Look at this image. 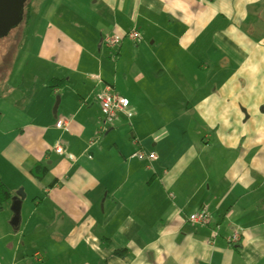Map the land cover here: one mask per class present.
<instances>
[{
  "label": "crops",
  "instance_id": "0c3cea01",
  "mask_svg": "<svg viewBox=\"0 0 264 264\" xmlns=\"http://www.w3.org/2000/svg\"><path fill=\"white\" fill-rule=\"evenodd\" d=\"M27 2L28 61L0 65V178L24 193L17 219L0 205V264H264V0ZM96 74L134 111L101 135Z\"/></svg>",
  "mask_w": 264,
  "mask_h": 264
},
{
  "label": "built area",
  "instance_id": "2783aa9c",
  "mask_svg": "<svg viewBox=\"0 0 264 264\" xmlns=\"http://www.w3.org/2000/svg\"><path fill=\"white\" fill-rule=\"evenodd\" d=\"M125 36L133 40L135 43L141 41V33L138 29L133 28L129 30L126 34H121L116 31L107 32L102 34L101 41L108 48L114 50L120 43L121 39ZM115 54L113 53V56ZM99 85L95 93V99L99 104L100 108V135L107 130L110 126L113 125L114 121L118 118L120 114L124 115L127 118L133 116L134 111L130 107L128 98L118 94L113 89V85L109 82L103 81L99 75L93 76ZM72 120V116L66 117H57L55 120V126L58 128H66L68 123ZM99 135V136H100ZM97 142V139H91L88 141V147H91ZM54 150L58 153L64 154L66 157L75 160V154L67 150L61 142H56L54 144ZM90 157V155L88 154ZM131 158H137L140 160H147L148 162L157 158V155L154 151H145L142 148L135 149L130 153ZM187 220L192 224H210L212 222L211 214L203 207L198 208L188 214ZM242 229L236 227L233 229L227 236L226 240L231 243H237L242 235ZM219 234V225L213 224L211 227V239L215 238ZM34 258L36 260H41V255L35 253Z\"/></svg>",
  "mask_w": 264,
  "mask_h": 264
},
{
  "label": "rangeland",
  "instance_id": "374dc122",
  "mask_svg": "<svg viewBox=\"0 0 264 264\" xmlns=\"http://www.w3.org/2000/svg\"><path fill=\"white\" fill-rule=\"evenodd\" d=\"M56 24V22H55ZM26 26H25V22H24V18L22 19L21 23L18 24L17 26L13 27L12 29H10V31L8 32L7 35L0 37V65H1V73H3L2 75L4 76L5 72L10 71V67L8 65H4L2 62V58H9V56L11 55V57H14L17 55L16 58V64L14 67L15 72L20 70H23L24 67V63L28 61V59H24V57H26L28 55V58L30 56V54L26 53L25 50L27 48H25L24 46H18V42L19 41H26V40H36L37 36L33 35V34H29L26 31ZM35 36V37H34ZM26 53V54H25ZM26 55V56H25ZM6 56V57H4ZM12 62V59L10 60V63ZM2 78H0L1 80ZM3 82V83H2ZM4 86L8 87L6 79L3 78L2 81H0V87Z\"/></svg>",
  "mask_w": 264,
  "mask_h": 264
},
{
  "label": "water",
  "instance_id": "95a60500",
  "mask_svg": "<svg viewBox=\"0 0 264 264\" xmlns=\"http://www.w3.org/2000/svg\"><path fill=\"white\" fill-rule=\"evenodd\" d=\"M26 0H0V37L8 34L10 29L17 26L23 18L24 4ZM59 102V95L56 96L52 113L56 115V108ZM24 196L22 190H18L11 196V209L13 219H17L20 208V198Z\"/></svg>",
  "mask_w": 264,
  "mask_h": 264
},
{
  "label": "trees",
  "instance_id": "16d2710c",
  "mask_svg": "<svg viewBox=\"0 0 264 264\" xmlns=\"http://www.w3.org/2000/svg\"><path fill=\"white\" fill-rule=\"evenodd\" d=\"M29 9H30V2H27L26 0L24 5V22H25V17H27L28 15ZM11 196H12L11 191L0 178V205L3 201L11 198Z\"/></svg>",
  "mask_w": 264,
  "mask_h": 264
},
{
  "label": "flooded vegetation",
  "instance_id": "af4514ba",
  "mask_svg": "<svg viewBox=\"0 0 264 264\" xmlns=\"http://www.w3.org/2000/svg\"><path fill=\"white\" fill-rule=\"evenodd\" d=\"M24 5H25V4H24ZM23 18H24V10H23ZM23 18H22V19H23ZM21 21H22V20H21ZM20 23H21V22H20ZM20 23H19V24H20Z\"/></svg>",
  "mask_w": 264,
  "mask_h": 264
}]
</instances>
